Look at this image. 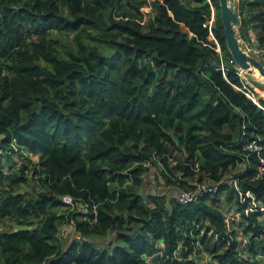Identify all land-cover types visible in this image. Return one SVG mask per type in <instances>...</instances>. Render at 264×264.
<instances>
[{
    "label": "trees",
    "instance_id": "trees-1",
    "mask_svg": "<svg viewBox=\"0 0 264 264\" xmlns=\"http://www.w3.org/2000/svg\"><path fill=\"white\" fill-rule=\"evenodd\" d=\"M237 1L264 50V0ZM259 166L218 0H0V264H264ZM150 168L174 194L140 193Z\"/></svg>",
    "mask_w": 264,
    "mask_h": 264
},
{
    "label": "water",
    "instance_id": "water-1",
    "mask_svg": "<svg viewBox=\"0 0 264 264\" xmlns=\"http://www.w3.org/2000/svg\"><path fill=\"white\" fill-rule=\"evenodd\" d=\"M237 0H218L219 19L223 28V36L226 48L235 67L247 75H258L264 79V65L251 55H248L239 42L237 28L239 18L237 16Z\"/></svg>",
    "mask_w": 264,
    "mask_h": 264
},
{
    "label": "rangeland",
    "instance_id": "rangeland-1",
    "mask_svg": "<svg viewBox=\"0 0 264 264\" xmlns=\"http://www.w3.org/2000/svg\"><path fill=\"white\" fill-rule=\"evenodd\" d=\"M150 1L151 0H149V2ZM141 12L143 14V22H146L147 20L151 19L155 14L152 4H149L147 8L142 9ZM238 39H239L241 47H243L245 45L244 42L240 38ZM253 39H254L253 36L250 35V44L252 48H254ZM254 74L255 75L252 76V75H247L245 73H241V79L244 82L249 83L251 85L258 84L259 87L257 88L256 92L259 93V95H261V93L264 91V80L258 75L257 72H255ZM259 97L264 98V95H261ZM33 160H36V159L33 158ZM174 189L175 188L166 185L165 180L161 177L158 169L150 168L144 177V185L140 189V193L145 194V193L158 192V193H163V194H174L175 193ZM72 236H73V230H71V228L66 227V229L65 228L62 229V239H63L62 242L64 246L72 239Z\"/></svg>",
    "mask_w": 264,
    "mask_h": 264
},
{
    "label": "built area",
    "instance_id": "built-area-1",
    "mask_svg": "<svg viewBox=\"0 0 264 264\" xmlns=\"http://www.w3.org/2000/svg\"><path fill=\"white\" fill-rule=\"evenodd\" d=\"M207 25H208V28H209V31H210L211 26H212V20L210 22H208ZM210 37L212 38V40H214L211 32H210ZM214 42L216 43L215 40H214ZM243 49L248 55L253 56L254 58H256L259 61H264V50L252 48L251 46L246 45V44L243 46ZM239 75L241 76V72L240 71H239ZM249 94H251V93L249 92ZM249 94H247V96H249ZM246 150L249 151V152H252V153L253 152L254 153H258L259 148L255 144H249L247 146ZM263 173H264V167L263 166H259L258 169H257L255 178H260ZM230 183L235 184V181L231 179ZM203 191L211 192V190L209 188H207L206 186L198 185V186H196L194 191L182 192V193L177 194L176 195V200L180 204H186V203L191 202L197 196L198 193L203 192ZM63 201L66 204H70L71 203V199L68 198V197L63 198ZM263 210L264 209H261V211H263Z\"/></svg>",
    "mask_w": 264,
    "mask_h": 264
},
{
    "label": "crops",
    "instance_id": "crops-1",
    "mask_svg": "<svg viewBox=\"0 0 264 264\" xmlns=\"http://www.w3.org/2000/svg\"><path fill=\"white\" fill-rule=\"evenodd\" d=\"M251 36H252V34H251ZM254 40V39H253ZM249 84V83H248ZM249 86H251L252 88H253V91L255 92V94L259 97V96H261V95H264V91L261 93V95H259V93H257L256 92V90H257V88L259 87L258 86V84H256V85H251V84H249ZM258 86V87H257ZM261 88V87H260ZM264 99V98H263Z\"/></svg>",
    "mask_w": 264,
    "mask_h": 264
},
{
    "label": "bare ground",
    "instance_id": "bare-ground-1",
    "mask_svg": "<svg viewBox=\"0 0 264 264\" xmlns=\"http://www.w3.org/2000/svg\"><path fill=\"white\" fill-rule=\"evenodd\" d=\"M261 79V78H260ZM264 80V79H263ZM262 81V80H261Z\"/></svg>",
    "mask_w": 264,
    "mask_h": 264
}]
</instances>
